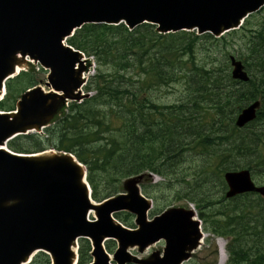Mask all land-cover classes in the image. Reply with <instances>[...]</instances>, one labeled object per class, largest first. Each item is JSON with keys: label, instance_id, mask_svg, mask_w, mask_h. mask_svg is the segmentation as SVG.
Listing matches in <instances>:
<instances>
[{"label": "trees", "instance_id": "16d2710c", "mask_svg": "<svg viewBox=\"0 0 264 264\" xmlns=\"http://www.w3.org/2000/svg\"><path fill=\"white\" fill-rule=\"evenodd\" d=\"M259 14L257 27L251 21L252 15L239 31L223 39L186 31L159 34L150 24L133 31L124 24L84 25L68 43L95 59L97 71L86 86L95 94L62 110L44 135L20 136L9 147L31 153L52 146L74 153L88 167L93 197L103 200L120 192L124 179L144 172L167 177L170 186L175 175L181 173V158L186 152L209 155L212 146L228 142L227 147L212 154L218 161L195 173L206 178L187 193L188 198L200 215L210 220L215 234L230 238L227 264H264V221L259 220L264 213V198L252 200L249 194L240 195L231 200L233 204L225 197L213 200L206 181L218 174L223 178L227 170H254L264 165L260 149H264V135H239L242 130L235 126L241 109L257 99L262 100L263 107L248 129L264 120V8ZM240 33H250L246 53L240 54L237 48L232 52L237 51L249 69L248 83L232 79L229 62L228 71L226 65V69H209L207 59L202 62L198 58L199 46L210 49L223 43L234 47ZM180 80L189 92L188 105H160L153 91ZM37 82L32 70L10 80L0 108L13 109L16 99ZM228 105L232 106L226 108ZM191 114L194 116L188 117ZM218 117L226 118L220 121ZM245 157L256 158L257 162L248 159L242 163ZM222 183L221 190L225 187ZM215 205L219 207L213 215L208 214V207ZM89 252V241L82 239L79 264L91 260ZM31 264H50V258L39 253Z\"/></svg>", "mask_w": 264, "mask_h": 264}, {"label": "water", "instance_id": "95a60500", "mask_svg": "<svg viewBox=\"0 0 264 264\" xmlns=\"http://www.w3.org/2000/svg\"><path fill=\"white\" fill-rule=\"evenodd\" d=\"M264 6V0H0V99L5 82L19 72L27 57L51 70L43 86L28 91L17 103V112H0V264H28L38 251L49 254L53 264L77 261L79 238L92 241L93 264H111L104 241L114 238L117 264H182L199 246L200 223L194 212L172 208L152 221L150 202L140 193L137 178L129 179L120 194L95 204L86 184V172L67 154L20 155L5 148L18 135L40 131L68 101L81 99L85 83L84 54L67 39L84 24L125 23L134 29L143 23L157 25L159 33L197 29L216 36L239 27ZM233 77L248 81L241 61L232 58ZM261 102L243 109L237 125L257 116ZM228 197L258 192L249 170L225 174ZM84 181V183H83ZM94 210L97 221H89ZM137 215L138 229L116 223L112 214ZM166 240L163 255L133 256L129 247L143 252L150 244Z\"/></svg>", "mask_w": 264, "mask_h": 264}, {"label": "rangeland", "instance_id": "374dc122", "mask_svg": "<svg viewBox=\"0 0 264 264\" xmlns=\"http://www.w3.org/2000/svg\"><path fill=\"white\" fill-rule=\"evenodd\" d=\"M260 14L255 15L253 18H251V21L253 24L257 25L259 24L260 20ZM229 38L230 36H226ZM238 43L233 47V45H224L223 43L220 44L219 47H211L209 49L208 46L203 45L199 46L198 49V58L200 61L204 62L205 59H207V67L215 68V69H226L224 65L227 66L228 71V65L227 62L229 58H226V54H231L232 50L234 48H237L240 51V54H245L246 50L249 45V39H250V33H240L238 36ZM209 49V50H207ZM237 52V51H236ZM233 55H236L234 53ZM238 57V56H237ZM31 69L34 71V75L38 78V81L40 84H44L47 79L48 71L43 69L39 64L34 63H26L24 69ZM86 79L89 81L92 77V75L95 73L96 69V62L93 59H89L86 61ZM229 70L231 68L229 67ZM83 93L86 95L87 91L85 88H83ZM153 94L155 98L157 99V102L160 105H178L180 102L181 104H187L189 99V92L187 90V87L183 80H180L177 83L171 84L170 87H162L155 89L153 91ZM80 102V101H79ZM232 105H228L226 108L230 107ZM194 115L191 114L188 115V117H193ZM187 117V115H186ZM226 117H218L220 121L222 119H225ZM210 125V123H207ZM223 128H226V123H221ZM250 129H244L242 130L239 135H247L249 132H252L253 135L255 133H260L264 135V120L258 121L254 126ZM228 146V142H226L224 145H214L211 147L210 154H200L194 151H188L186 152L183 157L181 158L184 162L183 165H180L179 170L181 171L180 174L175 175V179H172L171 185L168 186L167 182L169 179L167 177H163L161 175L153 174L151 172L145 176H141L137 181L138 187L141 189V192L144 196H146L150 200V206L152 207L151 212L159 213L162 210H167L169 208H175V207H184V208H190L195 212V217L201 222L203 227V243L199 248H196L192 251L191 257L189 260L185 261L183 264H219L220 261V245L218 243V239L222 238L224 242V246L226 249V253L229 259L230 254L227 251V245L230 243V238L228 237H219L215 236V234L211 230V224L210 220H208L206 217H202L200 215L199 209L196 207L195 203L192 202V200L188 198V192L190 190H194L197 186H199L198 183L205 181V178H202L201 176H195V173L200 171L204 167H210L213 163V161L217 160V155H212L215 152H218L225 147ZM262 152H264V149L261 148ZM238 153V151H236ZM222 152H219L218 155H221ZM244 154V153H243ZM46 155H49L48 153ZM237 159H243L241 157H238ZM247 160H243L242 163H247L250 160H253L251 163H256L257 161H254L256 158H244ZM218 161V160H217ZM216 161V162H217ZM151 173V174H150ZM255 182L257 184H264V165L262 167V170L260 173H255ZM219 175V174H218ZM210 177L209 181V194L212 196L213 200H221L223 196H225V192L221 191L220 184H223L221 181V177ZM187 176L184 180L179 179L181 177ZM161 183V184H160ZM165 183V184H164ZM201 186V184H200ZM125 189L120 190V192L114 194L115 196L123 193ZM113 196V195H112ZM252 200H256L257 196L250 195L249 197ZM250 200V201H252ZM230 203H234L235 201H228ZM219 205L208 207L207 213L213 215V210L217 209ZM150 212V213H151ZM116 216L121 220H124V225L128 228L134 229L137 227L135 223V215L127 214V212L122 211L118 212ZM149 218H152V214H149ZM260 221H264V213L259 218ZM107 251L110 253L112 259H113V253L115 252L117 248L116 241L108 240L106 242ZM165 248V241L161 240L160 242L154 243L150 245L145 251L141 252L139 248H132L130 249V252H132L134 255L138 256L139 258H148L155 252H162ZM112 252V253H111ZM227 262H225L226 264Z\"/></svg>", "mask_w": 264, "mask_h": 264}, {"label": "bare ground", "instance_id": "6f19581e", "mask_svg": "<svg viewBox=\"0 0 264 264\" xmlns=\"http://www.w3.org/2000/svg\"><path fill=\"white\" fill-rule=\"evenodd\" d=\"M17 68L20 69L19 65L17 66ZM85 75L86 74L84 73L83 76L86 77ZM83 183H84V181H83ZM90 216H95V211L94 210H92L90 212ZM218 243L220 245V251H219L220 252V261H219V264H225V262L227 261V253L225 252L226 249H225V246H224V242H223L222 239L219 238L218 239ZM73 251H76V248H73ZM74 264H76V261H74Z\"/></svg>", "mask_w": 264, "mask_h": 264}]
</instances>
